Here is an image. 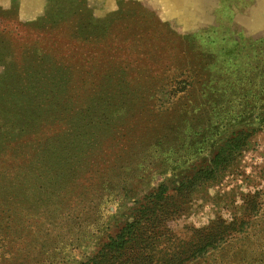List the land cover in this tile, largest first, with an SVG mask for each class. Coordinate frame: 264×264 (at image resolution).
I'll use <instances>...</instances> for the list:
<instances>
[{
  "label": "rangeland",
  "instance_id": "obj_1",
  "mask_svg": "<svg viewBox=\"0 0 264 264\" xmlns=\"http://www.w3.org/2000/svg\"><path fill=\"white\" fill-rule=\"evenodd\" d=\"M204 31L252 40L264 60V0H0V264H88L180 179L188 166L159 170L154 141L200 118L177 67L201 45L170 47ZM170 194L162 247L145 239L120 264H264V131L215 179Z\"/></svg>",
  "mask_w": 264,
  "mask_h": 264
},
{
  "label": "trees",
  "instance_id": "obj_2",
  "mask_svg": "<svg viewBox=\"0 0 264 264\" xmlns=\"http://www.w3.org/2000/svg\"><path fill=\"white\" fill-rule=\"evenodd\" d=\"M209 38L211 35L204 31L180 39L176 47H170L173 52L174 48V51L181 49L184 43L196 42L201 45L194 51H186L178 59L177 67L178 77L192 87L190 98L193 101L189 103L184 100L183 107L192 104L200 118L187 127V135L181 127L173 130L165 140L154 141L153 151L159 170L173 176L171 172L175 173L178 164L188 168L181 172L178 181H169V184L162 182L146 195L135 209L132 219L125 222L114 235L106 236L99 252L88 260V264H120L124 252L136 247L140 251L142 247L139 246L146 244L145 239L148 245L161 248L162 241L158 245L151 238L163 236V230L165 233L164 225L171 213L170 192L193 190L215 179L232 166L256 132L264 131V60L261 45L231 35L214 42H210ZM133 48L139 46L134 45ZM167 49L168 45L150 46L147 60H160L169 52ZM148 80L154 82L152 80L155 79L152 77ZM208 112L216 120H213V124H217V128H214L216 132L206 133L209 127L205 113ZM189 114L187 109L177 111L174 116L182 118ZM200 124L202 130L192 131L193 126ZM205 147L210 148L206 152L207 158L203 154ZM9 148L10 144L0 139L1 157ZM190 149L194 150L193 157L188 153ZM208 241L207 245L199 247V254L213 245L212 238ZM179 256L176 254L171 258Z\"/></svg>",
  "mask_w": 264,
  "mask_h": 264
}]
</instances>
